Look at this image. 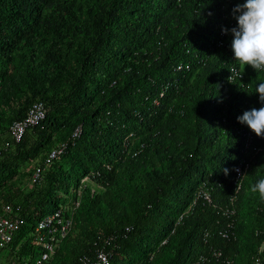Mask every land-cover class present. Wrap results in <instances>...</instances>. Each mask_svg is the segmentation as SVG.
Returning a JSON list of instances; mask_svg holds the SVG:
<instances>
[{
  "label": "trees",
  "instance_id": "trees-1",
  "mask_svg": "<svg viewBox=\"0 0 264 264\" xmlns=\"http://www.w3.org/2000/svg\"><path fill=\"white\" fill-rule=\"evenodd\" d=\"M243 2L0 0V212L12 204L22 220L3 261L37 256L34 226L76 201L42 264H81L95 243L112 250L109 264H253L260 250L264 264V201L250 190L264 178V137L244 149L237 120L262 106L264 72L245 66L231 80L222 32ZM36 100L45 117L15 142L10 126ZM242 157L251 165L235 191Z\"/></svg>",
  "mask_w": 264,
  "mask_h": 264
},
{
  "label": "built area",
  "instance_id": "built-area-1",
  "mask_svg": "<svg viewBox=\"0 0 264 264\" xmlns=\"http://www.w3.org/2000/svg\"><path fill=\"white\" fill-rule=\"evenodd\" d=\"M224 33V32H223ZM222 33V34H223ZM189 70V64H178L177 69ZM234 66L230 68V79L239 78L233 72ZM237 68V67H235ZM238 70V68H237ZM242 77V75H241ZM46 114V108L42 101H34L26 115L18 120H15L9 129V133L15 142H19L25 131L42 121ZM80 127H75L71 133L70 140L73 141L80 134ZM261 138L257 137L250 129L245 132V145L244 149L259 150V147L252 146L253 139ZM69 141H62L55 147L51 148L46 154L43 163L37 164L33 167V171L30 176V182H35L43 173L45 169L51 164V162L59 155L64 153L68 146ZM250 161L246 158H241L234 166V190L237 191L240 188V182L245 172L250 168ZM199 195L209 200V194L206 191H199ZM78 202L74 201L71 205L58 208L52 213L47 214L41 219L36 226H34L32 235V244L38 247V255L32 254L22 255L19 257H10L7 261H3L0 258V264H42L47 261L58 247L61 240L66 237L72 226V216ZM22 223L21 217L18 211L12 204L5 203L2 205L0 212V254L5 251L13 240L15 233L19 230ZM18 249V246L15 250ZM261 250L252 258L253 264H262L260 256ZM112 250L106 248L105 245H98L95 243L93 254L91 257H85L80 259L81 264H109ZM217 256L219 252L213 253Z\"/></svg>",
  "mask_w": 264,
  "mask_h": 264
},
{
  "label": "clouds",
  "instance_id": "clouds-1",
  "mask_svg": "<svg viewBox=\"0 0 264 264\" xmlns=\"http://www.w3.org/2000/svg\"><path fill=\"white\" fill-rule=\"evenodd\" d=\"M232 17L236 26L230 29H222V32H230L232 36L231 50L237 68L233 72L241 77L245 66L251 67L255 72H264V0H244L237 3L232 9ZM261 107L252 108L237 117L238 122L246 124L257 136L264 137V82L255 87ZM228 174V169H223ZM251 192L258 193L261 201H264V178L258 179L251 186Z\"/></svg>",
  "mask_w": 264,
  "mask_h": 264
},
{
  "label": "rangeland",
  "instance_id": "rangeland-1",
  "mask_svg": "<svg viewBox=\"0 0 264 264\" xmlns=\"http://www.w3.org/2000/svg\"><path fill=\"white\" fill-rule=\"evenodd\" d=\"M24 165H26V167L24 168V169H26L27 167H30V164H28V163H26V164H24ZM22 170V169H21ZM83 180H86L85 178H83ZM24 182H25V185H26V187H27V181H25V180H23ZM24 185V186H25ZM29 185V184H28ZM78 193H79V190H78Z\"/></svg>",
  "mask_w": 264,
  "mask_h": 264
}]
</instances>
